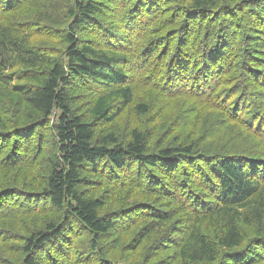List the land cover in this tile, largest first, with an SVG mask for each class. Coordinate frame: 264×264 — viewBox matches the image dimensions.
Segmentation results:
<instances>
[{
	"label": "rangeland",
	"instance_id": "374dc122",
	"mask_svg": "<svg viewBox=\"0 0 264 264\" xmlns=\"http://www.w3.org/2000/svg\"><path fill=\"white\" fill-rule=\"evenodd\" d=\"M26 1L34 3L28 12L42 19L40 24L29 23L39 31L36 42L53 46L70 23L64 7L76 0H49L50 5H44L48 0L22 3ZM94 2L98 11L79 27L78 36L94 47L122 53L117 65L125 73L132 99L112 121L95 120L89 109L96 92L115 86L78 78L69 86L73 113L91 122L96 138L112 132L125 144L136 129L146 136L148 152L190 143L194 149L189 155L163 158L153 167L133 158L120 167L104 158L96 169L82 165L79 190L84 197L101 198L99 214L113 222L93 250L92 234L43 193L57 153L52 117L46 119L25 101L19 87L26 81L24 68L15 66L0 80V264H20L26 238L45 230L48 223L62 226V232L35 251L36 264H179L176 245L192 223V202L181 207L172 192L185 191L183 198L190 192L198 195L202 208L208 180H213L207 164L215 154L234 153L240 156L241 167L249 170L259 162L258 172L264 173V138L235 120L233 111L246 102L241 93L235 97L238 81L251 89L249 98L264 102V85L255 81L264 76V0H213L212 8L203 13L193 11L191 0ZM5 4L0 0L1 19L16 21L25 14L15 16L19 7L6 11ZM204 61L215 68L203 72ZM207 73L216 80L212 90ZM203 90L213 99L203 98ZM138 104L146 111L137 109ZM166 210L176 216L154 220ZM201 226L207 230L206 222ZM242 233L241 246L222 251L217 261L205 264H264V226L244 225Z\"/></svg>",
	"mask_w": 264,
	"mask_h": 264
},
{
	"label": "trees",
	"instance_id": "16d2710c",
	"mask_svg": "<svg viewBox=\"0 0 264 264\" xmlns=\"http://www.w3.org/2000/svg\"><path fill=\"white\" fill-rule=\"evenodd\" d=\"M3 1H6V11L19 7L15 16L21 12L25 14L20 16V20L15 18L16 21H11L10 17L0 18V80L5 79L8 71L15 66H22V77L26 81L19 87L25 101L46 119L52 117L50 128L57 141V153L46 175L43 193L54 206L71 213L92 234L91 246L94 250L98 246V237L107 233L113 222L99 214L104 206L101 198L84 197L79 190L83 180L80 170L82 165H90L92 169H96L98 161L104 158L115 167H120L127 158H133L140 165L153 167L163 158L175 154H191L194 144L148 152L144 133L134 129L131 140L125 144L112 132L96 138L91 122L73 113L69 86L78 78H89L93 83L106 88L109 85L115 86L96 92L89 109L95 120L112 121L132 99V90L125 82V73L117 65L123 59L122 53L94 47L78 36L79 27L90 22L93 14L98 11L95 0H76L64 7L63 15L70 19V23L64 28L61 39L54 42L53 46L38 44L35 40L39 31L36 32L29 23L36 21L40 24L42 19L39 14L28 12L34 3H22L24 0ZM257 1L260 0H244L246 3ZM50 2L48 0L44 5H50ZM191 3L195 13H203L213 6V0H191ZM157 49L159 48L156 47L146 57L150 58ZM255 50L259 51L258 48ZM187 59V53L183 54V61ZM242 64L246 65V61ZM214 68L215 64L211 61L203 62V72H210ZM214 78L207 73L206 80L211 81L207 84L209 90L214 87ZM257 79L258 83L264 85V76L255 78V81ZM235 88V92L239 90L235 97L241 93L240 99L246 100L242 108L236 110L232 107L234 112L237 111L234 113L235 120L245 128L253 130V135L264 138V102L249 98L251 89L247 85L243 87V81L236 82ZM204 92L207 91L203 90V98L213 99L210 92ZM222 107L220 110L225 112L226 105ZM136 108L146 111L143 104L136 105ZM212 158L207 168L213 180H208L205 194L207 202L202 208L199 209L196 200L198 195L190 192L192 198L187 200L189 194L183 198L185 191L172 192L174 201L181 207H185L188 201L192 202L191 206L189 204L193 213L192 223L176 245L179 264L213 263L219 259L222 251L242 245V226H264V173L258 172L259 162L249 170L241 167L242 160L234 153L215 154ZM157 194L163 196V192ZM175 216L166 210L159 212L154 220H168ZM202 222H206L207 230L202 228ZM61 232L62 226L48 223L45 230L27 237L24 245L25 256L20 264H36L35 251ZM142 234L143 231L138 233V237Z\"/></svg>",
	"mask_w": 264,
	"mask_h": 264
}]
</instances>
